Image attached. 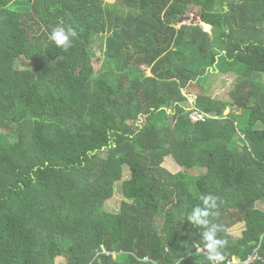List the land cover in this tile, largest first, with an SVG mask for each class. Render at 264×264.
I'll return each instance as SVG.
<instances>
[{"label": "trees", "instance_id": "16d2710c", "mask_svg": "<svg viewBox=\"0 0 264 264\" xmlns=\"http://www.w3.org/2000/svg\"><path fill=\"white\" fill-rule=\"evenodd\" d=\"M219 1L0 0V264H209L205 195L220 264H264V0ZM193 5L201 25L178 28ZM214 72L237 75L230 99Z\"/></svg>", "mask_w": 264, "mask_h": 264}, {"label": "rangeland", "instance_id": "374dc122", "mask_svg": "<svg viewBox=\"0 0 264 264\" xmlns=\"http://www.w3.org/2000/svg\"><path fill=\"white\" fill-rule=\"evenodd\" d=\"M106 2V4L109 6L107 8L112 9V7L115 5L117 0H104ZM228 3V1L226 0H221L219 1L216 10L218 12H224L226 10V4ZM199 7L198 6H191L190 7V12L183 16L178 24V28H180L182 25H191V26H197V25H201V20L199 17ZM193 16V17H192ZM105 17H102L99 21H102ZM205 31L207 32H211L212 29L210 27H208V25L203 24ZM209 29V30H207ZM94 52L98 54V56H101V59H97V62H95V67H96V71L98 75H101L102 72L104 71V61H105V54L102 55L100 54L98 47L94 48ZM147 75H151L150 71H147ZM237 75L230 73V74H222V72H214L213 74L209 75L207 77V80L205 82V88L208 91V94L210 96H212L213 98L216 99H222V100H228L231 98L230 95V91L231 89L235 86V83L237 81ZM192 94H200L201 90L200 87L193 89V91L191 92ZM194 100H192L193 102ZM230 113V109H227V111L225 112V115H229ZM242 112L239 111L238 114H241ZM196 120V119H195ZM194 121V120H193ZM195 122V121H194ZM198 122V121H197ZM242 138L239 136V134L237 136H235L234 141L238 144H242ZM166 169H168V171H171L172 173H178L179 171H183V169L178 165H175V163L172 160L167 159L165 161V164L163 165ZM193 175H199L200 173H204V170L199 171H193L190 172ZM129 177V171L128 168H125V179H127ZM125 200L124 194L121 191V183L119 185L116 186V192L115 195L113 197V199H111L109 202H107V209L111 212L114 213H118L121 209V204L122 202ZM261 208H264V203L262 205ZM229 233L231 234V236L233 238L236 239H240L243 238L246 235V231H245V225L244 224H239L234 226L233 228H231L229 230ZM254 260L251 259L249 262H247L246 264H250L253 263ZM238 263L237 260H233L232 264H236ZM57 264H67V261L65 258H58L57 259Z\"/></svg>", "mask_w": 264, "mask_h": 264}, {"label": "clouds", "instance_id": "9594fccd", "mask_svg": "<svg viewBox=\"0 0 264 264\" xmlns=\"http://www.w3.org/2000/svg\"><path fill=\"white\" fill-rule=\"evenodd\" d=\"M75 35L71 28L56 27L50 33L49 39L53 41L58 47L67 49L71 47V38ZM101 59V56H99ZM239 136L245 140V136L239 133ZM217 208V198L213 195H205L202 197V206L195 208L189 216V220L196 224L205 226L207 230L203 231L204 250H206V259L209 264H220L224 260L221 249L227 244L228 240L218 237L219 228L213 225L208 228V219L210 209ZM104 253V252H103ZM256 259V258H255Z\"/></svg>", "mask_w": 264, "mask_h": 264}, {"label": "built area", "instance_id": "2783aa9c", "mask_svg": "<svg viewBox=\"0 0 264 264\" xmlns=\"http://www.w3.org/2000/svg\"><path fill=\"white\" fill-rule=\"evenodd\" d=\"M191 118H192V120H194L195 122H197V121H199V120H202L203 117L200 116L199 113H195V114L192 115ZM195 119H196V120H195ZM254 259H255V258H254ZM254 259H253V260H254Z\"/></svg>", "mask_w": 264, "mask_h": 264}, {"label": "crops", "instance_id": "0c3cea01", "mask_svg": "<svg viewBox=\"0 0 264 264\" xmlns=\"http://www.w3.org/2000/svg\"><path fill=\"white\" fill-rule=\"evenodd\" d=\"M209 27V26H208ZM209 29H210V27H209ZM209 29H207V30H209Z\"/></svg>", "mask_w": 264, "mask_h": 264}, {"label": "bare ground", "instance_id": "6f19581e", "mask_svg": "<svg viewBox=\"0 0 264 264\" xmlns=\"http://www.w3.org/2000/svg\"><path fill=\"white\" fill-rule=\"evenodd\" d=\"M193 17V16H192Z\"/></svg>", "mask_w": 264, "mask_h": 264}]
</instances>
